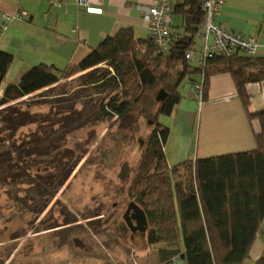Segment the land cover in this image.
Wrapping results in <instances>:
<instances>
[{"label": "trees", "instance_id": "obj_1", "mask_svg": "<svg viewBox=\"0 0 264 264\" xmlns=\"http://www.w3.org/2000/svg\"><path fill=\"white\" fill-rule=\"evenodd\" d=\"M201 1L181 0L174 6L173 13L181 16L183 35H176L167 51L158 48L150 36L135 38L131 28H122L105 37L76 65L59 70L38 64L5 86L0 96V184L12 189L23 186V194H18V189L9 192L14 204L35 215L42 213L86 152L81 150L71 159L73 151L63 143L64 126L70 121L66 110L50 117V113L31 112L17 100L41 89L54 90L59 81L77 73H82L80 78L87 77V84H102L109 75L111 91L106 101L98 103L96 120L116 118L119 129L135 131L137 120L146 117L151 126L147 144L153 167L136 182L134 195V203L146 216L149 243L165 245L161 249L163 260L181 256L187 264H245L264 219L261 138L253 151L196 159L194 163L185 160L171 167L163 152L169 130L158 118L175 109L182 98L179 88L184 79L196 82L189 74H200L204 100L208 77L229 72L246 111L249 98L245 84L264 80V58L240 50L209 58L202 68H191L184 53L195 47L199 38L204 21ZM11 61V54L0 50V84ZM155 103L159 105L152 113ZM261 122L264 125V118ZM30 124L38 125L21 132ZM254 264H264V255Z\"/></svg>", "mask_w": 264, "mask_h": 264}, {"label": "rangeland", "instance_id": "obj_2", "mask_svg": "<svg viewBox=\"0 0 264 264\" xmlns=\"http://www.w3.org/2000/svg\"><path fill=\"white\" fill-rule=\"evenodd\" d=\"M80 75L59 81L54 90L41 89L17 100L31 112L50 113V117L66 110L70 121L64 126L63 143L73 151L71 159L81 150L86 152L39 215L9 198V192L16 189L23 194V186L12 189L0 184V262L172 264L162 258L163 243H149L148 225L142 232L132 231L123 217L127 205L135 202L136 182L153 167L147 144L149 120L140 117L135 131L119 129L116 118L96 120L98 103L106 101L111 91L110 76L102 84H87V77ZM185 87L184 79L179 91ZM158 105L155 103L152 113ZM37 125L30 124L21 132ZM33 196L37 200L38 191Z\"/></svg>", "mask_w": 264, "mask_h": 264}, {"label": "crops", "instance_id": "obj_3", "mask_svg": "<svg viewBox=\"0 0 264 264\" xmlns=\"http://www.w3.org/2000/svg\"><path fill=\"white\" fill-rule=\"evenodd\" d=\"M153 0H89L88 7L74 0H0V50L12 56L0 96L8 83L16 82L32 66L45 64L64 69L82 61L105 37L122 28H131L135 38L149 36L141 7ZM170 13V30L183 35L180 14ZM25 11L24 20H11L1 29L3 14ZM218 20L229 30L255 40L256 58H264V0H224ZM199 37V36H197ZM199 39V38H198ZM196 39L195 59L202 50ZM239 54H243L239 52ZM189 68V69H191ZM201 80L197 72L189 74ZM186 80L182 98L170 115L158 120L168 128L163 152L168 167L185 160L253 151L257 138L264 144V80L247 82V111L236 91L229 72L213 73L207 80L205 99L199 105L192 96L193 82ZM264 255V219H262L245 263L254 264ZM172 264H187L181 256L167 259ZM164 261V262H165Z\"/></svg>", "mask_w": 264, "mask_h": 264}, {"label": "built area", "instance_id": "obj_4", "mask_svg": "<svg viewBox=\"0 0 264 264\" xmlns=\"http://www.w3.org/2000/svg\"><path fill=\"white\" fill-rule=\"evenodd\" d=\"M77 5L88 7L89 0H74ZM176 0H153L151 4L142 6L141 12L147 23L149 36L153 43L163 51H167L176 39L170 30V13L172 3ZM224 0H202L201 7L204 14L202 28L198 34L202 50L196 60L198 67H204L207 59L214 56H229L237 50L247 55L255 53V40L229 30L218 20L220 8ZM5 28L6 22L11 20H24L27 18L25 11H17L11 14H3ZM196 46H190L184 53L188 61L195 59ZM192 96L197 99L198 104L202 102L203 82L196 81L192 87Z\"/></svg>", "mask_w": 264, "mask_h": 264}, {"label": "water", "instance_id": "obj_5", "mask_svg": "<svg viewBox=\"0 0 264 264\" xmlns=\"http://www.w3.org/2000/svg\"><path fill=\"white\" fill-rule=\"evenodd\" d=\"M124 220L132 231H144L147 225L143 210L134 202H130L123 214ZM135 223H134V222Z\"/></svg>", "mask_w": 264, "mask_h": 264}]
</instances>
